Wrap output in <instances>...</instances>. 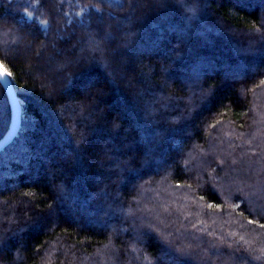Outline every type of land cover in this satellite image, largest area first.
I'll use <instances>...</instances> for the list:
<instances>
[{
    "label": "trees",
    "instance_id": "1",
    "mask_svg": "<svg viewBox=\"0 0 264 264\" xmlns=\"http://www.w3.org/2000/svg\"><path fill=\"white\" fill-rule=\"evenodd\" d=\"M0 65V264H264V0H0Z\"/></svg>",
    "mask_w": 264,
    "mask_h": 264
},
{
    "label": "rangeland",
    "instance_id": "2",
    "mask_svg": "<svg viewBox=\"0 0 264 264\" xmlns=\"http://www.w3.org/2000/svg\"><path fill=\"white\" fill-rule=\"evenodd\" d=\"M254 143L257 146H261V147L264 146V136L258 133L255 136ZM211 155H213V152L208 154V156H211ZM192 160L196 162L197 157L192 155ZM203 166L201 164L199 167L203 169L204 168ZM168 184H170L168 183V181H162L159 183L158 192L161 194V197H158L157 194L155 195V192L152 191L151 189L146 190L144 194L142 195L141 200L138 203L139 207L135 210L136 213H134V215H152L149 218L150 221H148L150 222V225L151 223H154L155 225H157L158 228L167 229L166 217L168 214L167 213L168 207L171 208V206H173V207H176V209L177 208L182 209L185 207H181V206H185L184 204L186 203L188 208L190 207L193 208L192 199L191 198L187 199V197H182L183 194L185 195V192H182L183 194L182 193L175 194V191H173L170 185ZM250 188L254 189V186H251ZM194 209H196V207H194L193 210ZM206 220L208 221V225H212L217 222V220L211 221L209 217H206ZM188 240L189 239L185 238V241H188Z\"/></svg>",
    "mask_w": 264,
    "mask_h": 264
},
{
    "label": "water",
    "instance_id": "3",
    "mask_svg": "<svg viewBox=\"0 0 264 264\" xmlns=\"http://www.w3.org/2000/svg\"><path fill=\"white\" fill-rule=\"evenodd\" d=\"M4 70L5 68L3 67L0 69V72ZM0 81L7 91L13 109V121L11 128L5 137L0 140V152H2L13 143L21 130L23 120V106L11 76L0 75Z\"/></svg>",
    "mask_w": 264,
    "mask_h": 264
},
{
    "label": "snow or ice",
    "instance_id": "4",
    "mask_svg": "<svg viewBox=\"0 0 264 264\" xmlns=\"http://www.w3.org/2000/svg\"><path fill=\"white\" fill-rule=\"evenodd\" d=\"M2 68H3V65H0V69H2ZM0 75H6V76H10V75H11V73H10V72H8L7 70H4V71L0 72Z\"/></svg>",
    "mask_w": 264,
    "mask_h": 264
}]
</instances>
